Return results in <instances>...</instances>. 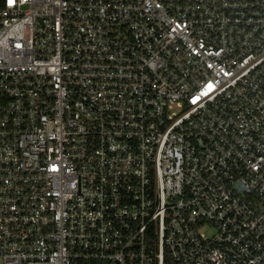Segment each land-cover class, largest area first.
<instances>
[{"label":"built area","instance_id":"1","mask_svg":"<svg viewBox=\"0 0 264 264\" xmlns=\"http://www.w3.org/2000/svg\"><path fill=\"white\" fill-rule=\"evenodd\" d=\"M0 264H264V0H0Z\"/></svg>","mask_w":264,"mask_h":264}]
</instances>
